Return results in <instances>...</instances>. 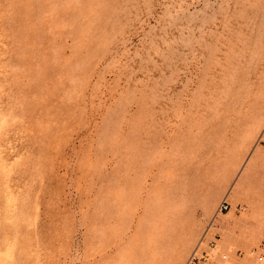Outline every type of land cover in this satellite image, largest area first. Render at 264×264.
Returning <instances> with one entry per match:
<instances>
[{
  "label": "rangeland",
  "instance_id": "obj_1",
  "mask_svg": "<svg viewBox=\"0 0 264 264\" xmlns=\"http://www.w3.org/2000/svg\"><path fill=\"white\" fill-rule=\"evenodd\" d=\"M263 129L264 0H0V264H264Z\"/></svg>",
  "mask_w": 264,
  "mask_h": 264
},
{
  "label": "built area",
  "instance_id": "obj_2",
  "mask_svg": "<svg viewBox=\"0 0 264 264\" xmlns=\"http://www.w3.org/2000/svg\"><path fill=\"white\" fill-rule=\"evenodd\" d=\"M229 206H230L229 202L226 199H224L221 202L218 210L219 211H224V210L228 209ZM209 243H210V245H214L215 244L214 240H211ZM198 250H199V248L191 255L190 260H189L190 263L192 261H197V260L199 261V257H198V254H197ZM202 253L203 254H202L201 259L203 258L204 260L201 262V264H207L208 263V259L210 257V252L208 250H203Z\"/></svg>",
  "mask_w": 264,
  "mask_h": 264
},
{
  "label": "bare ground",
  "instance_id": "obj_3",
  "mask_svg": "<svg viewBox=\"0 0 264 264\" xmlns=\"http://www.w3.org/2000/svg\"><path fill=\"white\" fill-rule=\"evenodd\" d=\"M209 1H210V0H209ZM208 5H209V4H208ZM248 9H249V8H248ZM202 10H203V9H202ZM262 11H263V10H262ZM260 14H261V13H260ZM193 18H194V17H193ZM202 19H203V18H202ZM204 19H205V18H204ZM258 19H259V18H258ZM202 22H203V21H202ZM200 27H201V26H200ZM193 28H194V27H193ZM193 28H192V29H193ZM190 29H191V28H190ZM233 32H234V31H233ZM248 99H249V98H248ZM259 121H260V120L257 119V120L253 123V126H252V128H251L252 130H254V129L257 127ZM263 134H264V129H263ZM209 203L212 204V201L209 202ZM209 203H208V204H209ZM219 206H220V205H219ZM217 212L220 213V212H224V211H219V210H217ZM213 222L216 223V222H217V219L214 218V219L212 220V223H213ZM212 223H211V224H212ZM226 256H227L226 254H223V257H224V258H225ZM261 259H263V258H261Z\"/></svg>",
  "mask_w": 264,
  "mask_h": 264
}]
</instances>
